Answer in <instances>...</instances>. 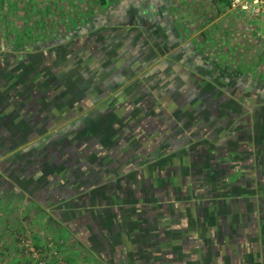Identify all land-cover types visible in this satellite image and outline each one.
Instances as JSON below:
<instances>
[{
  "label": "crops",
  "instance_id": "obj_1",
  "mask_svg": "<svg viewBox=\"0 0 264 264\" xmlns=\"http://www.w3.org/2000/svg\"><path fill=\"white\" fill-rule=\"evenodd\" d=\"M211 2L0 0V259L264 264V17Z\"/></svg>",
  "mask_w": 264,
  "mask_h": 264
},
{
  "label": "built area",
  "instance_id": "obj_2",
  "mask_svg": "<svg viewBox=\"0 0 264 264\" xmlns=\"http://www.w3.org/2000/svg\"><path fill=\"white\" fill-rule=\"evenodd\" d=\"M227 1L232 9L246 11L253 16H264V0ZM14 236L18 248L10 259L1 256L0 264H69L60 251L61 241L50 237L45 243L37 242L28 222H25ZM3 247L4 240L0 236V250Z\"/></svg>",
  "mask_w": 264,
  "mask_h": 264
},
{
  "label": "rangeland",
  "instance_id": "obj_3",
  "mask_svg": "<svg viewBox=\"0 0 264 264\" xmlns=\"http://www.w3.org/2000/svg\"><path fill=\"white\" fill-rule=\"evenodd\" d=\"M111 1H116V0H111ZM168 2H173V1H175L176 3H185V5L186 4H190V3H193V2H195V1H199L200 2V4L202 3V11L205 13H207V14H213L214 15V12H215V8H212V2H211V0H167ZM208 4L211 6H208ZM185 10H186V7H181V9H179V12H185ZM205 13V14H206ZM253 16V15H252ZM264 17V16H263ZM261 21H263V22H261L260 24H261V26L259 25V24H256V23H254V22H250V21H243L241 24H240V30H244L245 31V33H246V35H247V37H245L244 39H245V41H247V43H246V45H247V47L248 46H254V44H253V41L252 40H250L249 38H248V35H252L253 36V32L255 31V30H264V20H261ZM235 26V25H234ZM229 29L231 30V31H234L235 30V28L232 26V28H231V26L229 27ZM248 32V33H247ZM233 35V34H232ZM232 37H234V36H232ZM232 37H230V40H229V42H232L233 40H232ZM235 40V39H234ZM262 40H263V43H262V45H264V38H262ZM250 54V53H249ZM253 54H251V56H252ZM263 56H264V52H263Z\"/></svg>",
  "mask_w": 264,
  "mask_h": 264
},
{
  "label": "trees",
  "instance_id": "obj_4",
  "mask_svg": "<svg viewBox=\"0 0 264 264\" xmlns=\"http://www.w3.org/2000/svg\"><path fill=\"white\" fill-rule=\"evenodd\" d=\"M102 2H105V0H101ZM226 1V3L229 5V3H228V1L227 0H225Z\"/></svg>",
  "mask_w": 264,
  "mask_h": 264
}]
</instances>
